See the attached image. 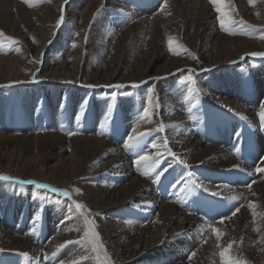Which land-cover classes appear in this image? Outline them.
Segmentation results:
<instances>
[{
	"label": "bare ground",
	"instance_id": "6f19581e",
	"mask_svg": "<svg viewBox=\"0 0 264 264\" xmlns=\"http://www.w3.org/2000/svg\"><path fill=\"white\" fill-rule=\"evenodd\" d=\"M55 1L56 4L50 2L42 8L29 10L19 0H0L3 8L12 7L18 12H23L26 19L37 16L41 21L55 22L62 14L70 25L75 26L80 22L78 25L80 35L74 38L79 42L78 47L67 56H80L81 59L68 63L66 58L61 65L52 67L49 75L48 72L41 73L44 77L42 82L52 83L48 93L51 103H59L58 94L61 91L59 81L71 80L79 85L74 91L76 104L74 107L78 114L80 98L85 88L90 85L134 84L151 81L156 77L172 78L187 67H193L204 74L210 73L211 76L194 94L193 97L198 99L197 103H193L194 98L181 101L183 95L169 96L166 93H159L162 103L155 117V125L160 126L163 121L166 129L159 133L158 142H155V145L150 144V147L151 150L154 149L156 155L164 154L166 158L161 157L162 165L169 171L154 182L150 179L152 172L150 170L143 172L141 167L132 166L133 161L130 160L132 153L128 149L126 156L124 151L127 147L123 143L113 141L114 137L110 135H106L105 139L95 133L66 137L62 133H57L56 129L46 133L25 134L26 129L23 127L15 128L16 117L10 115L9 122L15 121L12 127L16 132L12 134L5 127L9 133L0 134V171L5 170L11 177L16 176L38 183L54 180L53 182L63 189L70 187V183L66 182L73 181L76 182L75 185L82 187L85 193L82 198L77 195L81 202L78 199L69 204L68 209L71 206L72 212L68 209H51L43 217L42 209L46 204L33 197L31 189H36V186H29L28 192L18 195L13 182L0 181V264H94L95 249L92 248L91 251L82 241L86 231L94 237L100 254L113 264H224L221 253L226 249L229 258L238 261V264H264V175L257 172L256 168L244 167L243 157L236 152V149L240 150L245 146L244 143L239 146L240 142H244L242 139L245 140V136H249L255 145V152L251 157L264 153V124L261 123L259 115L261 106H264V66H259L255 71L253 69L250 78L253 82L251 88L245 86L250 80H239L240 73L236 68L243 58L253 53H260L261 55L256 56L264 60V37L255 40L230 37L222 33L220 18L206 0H168L160 13L155 14L154 21L151 22L142 16L123 29H109L105 34L102 33L105 46L107 44L112 48L110 58L117 54L120 59L119 52L125 53L126 46L128 51L134 46L132 39L147 37L148 34L144 32L150 30L157 35V39L154 43L156 46L147 50V58L142 60L138 58L136 61L135 58L132 59L135 61L134 65L125 74H122L125 64H112V60L104 61L103 67L82 79L84 74L93 69L92 65L85 67L87 60L83 54L85 50H95V47L100 51L104 50L95 43L89 47L85 37L93 14L105 0H100L99 4L95 2L89 4L86 13L91 6L95 8L93 12L89 11L91 16L84 27H81V18L77 17L76 12L68 8L73 0H66L65 3L62 0ZM177 1L196 6V12L202 17V21L198 20V25L195 21L186 24L184 31H190V34L196 37H207L210 48L203 47L200 50L195 49L196 51L187 49L182 44L180 34L176 36L170 34L171 31L175 32L172 21L176 15ZM250 4H252L250 0H231L229 3L231 10H235L241 18L264 24V0H255L253 8H250ZM143 26L146 28L141 29ZM53 30L55 27L45 35L46 42L39 47L42 68L38 66L33 71L51 68V64L59 60L56 54L49 53L57 43L58 34L53 35ZM22 37L27 38L28 35L22 33ZM94 37L89 35V38L96 39ZM112 38H115L113 43ZM170 41L173 42L170 44ZM160 42L163 47H160ZM58 50L65 52L66 47ZM145 59L147 61H144ZM20 64L17 56L0 55V72L2 69L15 70ZM73 70H76L75 73L69 72ZM61 71L65 72L66 76L56 78L54 74ZM32 73L22 78L20 75L16 77L10 73H2L0 85L28 80ZM30 90L36 92L37 98V95H40L41 84H32ZM32 101L33 98L28 103L29 110L33 108ZM136 101H133V104H137ZM124 109H128V104ZM100 110L103 111V107L95 104L93 117ZM138 110H141L140 106ZM137 115L141 116V113L135 112L131 115V122L124 123V131L129 130V125L135 122ZM49 118L50 121L56 119L51 116ZM195 119L199 120L197 132L200 135L192 129ZM23 120L26 121L25 118ZM243 120L246 121V128L241 131L239 123ZM93 121V118H90L87 125L80 122L76 126L82 125L84 130L88 128L93 130L99 127V123ZM55 126L52 124L50 127L53 129ZM1 127L3 126H0V132ZM149 128L141 127L136 132ZM236 129L237 132L233 135L232 132ZM154 134L140 135L142 148H145L146 142L149 144ZM50 152L51 159L43 163L42 159ZM181 160L184 164L180 163ZM51 161L54 162L49 163ZM181 165H187L192 169L194 166H200L215 172L208 178L204 175L199 177L194 171V176L200 180L196 183L193 179L185 178V170H181ZM235 167L241 170L234 171ZM105 170L114 173L112 176L114 180L109 175L106 177L102 175ZM223 179H227V183L216 186L217 190L214 193H219V197L232 204L233 209L227 214L219 213L217 217L206 219L201 214L202 211L196 210L191 203L180 200L177 203L163 202L161 198L165 192L164 181H167V184L178 182V185L192 182V185L197 187H190L188 193L184 194L190 196L193 193L199 194L200 199L189 196L188 201L209 200L211 195L207 193H212L213 184ZM157 184L162 186L157 187ZM74 202L84 205V209L86 206L90 207L93 215H101L103 221L102 219L94 221L92 213L89 215L83 209L88 219L92 221L89 232L85 218L78 214ZM236 208H239V211L228 216ZM38 211L39 220L34 219ZM243 222L246 228L240 234L239 229ZM215 229L220 231L219 238ZM67 241L80 243L66 244ZM4 251L5 253L1 254Z\"/></svg>",
	"mask_w": 264,
	"mask_h": 264
},
{
	"label": "rangeland",
	"instance_id": "374dc122",
	"mask_svg": "<svg viewBox=\"0 0 264 264\" xmlns=\"http://www.w3.org/2000/svg\"><path fill=\"white\" fill-rule=\"evenodd\" d=\"M19 1L23 2L29 10L42 8L45 5H47V3L50 2H52L53 4L57 3V1L55 0H27V2L26 0H19ZM62 1L63 3L66 2V0H62ZM206 1L213 8V11L217 12L216 5L213 3V0H206ZM230 1L231 0H224L225 11L228 14V17H230L231 22L227 25V30L220 27L222 33L230 37H243V38L255 39V40L259 38H263L264 24L254 23L253 21H246V19L241 18L235 10L233 9L231 10V6L229 5ZM92 2L99 4L100 0H73L72 3L69 4V7L67 6L69 9L76 12V15L79 19L81 18V23H82L81 27H84L88 24V21L91 16L89 11L93 12L95 6H91L87 13H86V9L88 8L89 4ZM176 4H177V11H176V15H174V20L172 21V23L174 24L173 28L175 29V32L171 31L170 29L171 31L170 34L175 36L180 34L179 37H181V41H183L182 44L185 47H187V49L196 51L195 49L200 50L203 47L210 48L209 46L210 44L208 43L209 40L207 39V37H203V38H200L198 36L196 37V35L190 34V31L187 32L184 31V26L186 24H190L192 21H195V23H197L198 25V20L200 22L202 21V17L199 16V14L196 12V6L191 5L192 3H186V5L184 3L181 4L180 1H177ZM164 6H165L164 0H105L103 5H101V7L97 9L99 11L97 12L96 10L95 13L93 14L90 23L91 25H89L88 32L85 37V39H87V42L89 43V47L92 46L93 43H95L96 45H100L101 48H104V50L100 51L98 47H95V50H91V49L85 50V52L83 53L85 55V58H87L85 62L86 64L85 67H90V65H92L93 69L89 73L84 74L83 76L81 75L83 77L82 79L87 78L84 76L94 74L96 70L99 69L101 66L103 67L104 61L107 62L112 60L113 61L112 64L114 63L125 64L124 67L125 70L122 71L123 72L122 74H125L129 70H131L130 67L134 65V62L138 58L141 60L142 58L145 57L147 58L148 56L146 54L147 50L156 46V44L154 43L155 40L157 39V35H154L150 30L147 31V33L144 32L145 34H148L147 37L140 36L136 39H132L131 42L132 44L135 43L134 46L130 47L131 49L129 51H128V47L126 46L125 53H123V51L119 52L120 59L117 54H114L110 58L112 53L111 52L112 48L107 44L105 46L104 43L105 41H103L104 38L102 37V33L105 34V32L108 31L109 29H116V30L123 29L131 25L133 22L137 21V19H139L142 16H144L145 19L152 22L154 21L153 17L155 16V14L160 13L161 9ZM250 8H253V3L250 4ZM164 10L165 9H163V11ZM56 12L57 10H55L54 14H56ZM217 14L219 18H221V14L218 12ZM24 17L25 16L23 12H18V10H15L12 7L3 8L0 4V33H2V35H0V55L17 56L21 61L19 68L17 69L15 68V70L12 71L2 69V72H0V74L10 73V75H16V77H19L20 75V77L22 78L23 76L30 75L33 72L30 79H28L29 81L27 79H24L25 81L22 82L17 81V82H11L0 85V126H3L1 127L0 134L8 132L5 127H7L10 133L15 134L16 129L12 127L15 121L14 123H12L9 122L8 120V115L11 113H13L11 115H14V117H16L17 124L16 123L14 124L15 128L23 127V129H26V131L24 132L25 134L46 133L56 129L55 131L57 133L58 132L60 134L62 133V135L66 137H73L81 134L88 135V133L89 134L95 133L103 139H105V137L110 135L114 137L112 139L114 141L117 139V137H119V133H120V137L119 139H117V141L120 142L121 144L123 143V145L127 147V149L124 151L126 156H127L126 153H128V149L132 153L130 156V160L132 159L131 161H133L132 166L141 167V170L143 172L150 170V172H152L150 179L153 182L155 179L162 177V175H165L164 166L162 165L163 162L161 161L162 159L161 157H163L164 154H162L161 156L159 154L156 155L154 149L151 150L150 147V144L155 145L156 144L155 142H158L157 139L159 133L166 129V125H164L163 121L161 122L162 125L160 126L155 125L156 123L155 117L156 114L158 113V110L161 108V103H162L159 93H166L169 96L177 95V94H179V96L183 95L181 96L182 97L181 101L184 102L186 99L194 98L193 96L198 91L199 86L205 84L206 80L209 79V76H211V74L210 73L204 74L202 71H197L193 67H187L182 69L180 73L175 74L172 78L156 77L153 78L151 81L150 80L147 81L148 83L147 82L134 83V84L117 83L106 86L90 85L88 86L89 88L88 87L85 88V91L83 92L80 98V111L77 114L76 107H74V105H76L74 91L78 84L72 82L71 80L59 81V83L61 84V91L58 94L59 103L58 102L51 103L49 102L48 99V93L50 91V87L52 86V83L42 82V80H44L43 79L44 77L41 75V73L44 74L48 72L47 75H49L50 71L54 67L61 65L66 58L69 61L68 63H72L76 59L78 61L81 59L80 56L79 57L67 56L69 53H71L73 50H76L78 47L79 42L75 41L74 38L75 36L80 35L78 32V25L80 24V22H77V25L75 24V26H73L68 24L69 22L65 20L66 19L65 17V19L63 18L62 23H60L62 14L61 16L59 15L57 17L55 22L54 21L52 22V20H49L48 22H44L41 21L37 16H33L30 19L29 18L26 19ZM121 23L122 25L120 26ZM53 27H55V30H53L54 31L53 35H55V33L58 34L57 43L53 45L54 48H52V51L50 50L48 51H50L49 53L56 54V57H58L59 60L51 64L52 65L51 68L46 67L45 70H40L37 72L35 70L33 71V69L38 66L42 68L41 65L42 63H40L39 61V47L41 46V44L46 42L45 35H47L53 29ZM145 28L146 26H143L141 29H145ZM36 29L39 30L38 31L39 33L36 31ZM40 31L43 32L44 34H42ZM20 32L26 33L28 37L27 38L22 37V33L19 35ZM89 35H91L92 37L95 36L94 38L96 39L89 38ZM98 38L100 40H98ZM112 39H113L112 40L113 43L115 38ZM96 41H98V43ZM74 44L75 46H73ZM129 45H131V43ZM167 45H169V42ZM62 47H66L65 52H60V50H58L61 49ZM160 47H163L162 42H160ZM138 48L141 49L139 50ZM248 57L243 58L241 62H239V64L236 66L237 71L240 73V75L238 76L239 80L242 79L249 81L250 78L252 77L251 75L253 73V69L255 71L256 68H258L259 66L261 65L264 66V60H262L261 57L256 55H250ZM134 58L135 61L133 62L132 59ZM144 61H147V59H145ZM190 70H194V71H190ZM75 71L76 70L69 72L75 73ZM54 76H56L57 78V77H65L66 75L65 72L61 71L55 73ZM189 77H191V80L189 79ZM35 83L41 84L40 95L39 96L37 95V98H36V92L33 93V91L30 90V86ZM252 84L253 82L252 80H250L249 83L245 86L247 88H251ZM116 85H123V86L116 87ZM31 98H33L32 101L33 104H31L33 108L31 107V109L29 110L28 103L31 100ZM136 100L137 102H139V104H133V101ZM192 100L193 103L198 102V99L194 98ZM129 103H132L134 106ZM95 104H99L100 107H103V111L100 110V112H97L98 114L93 117L94 115L93 107ZM126 104H128L127 110L124 109V106ZM130 106L132 107L129 108ZM138 106L141 107V112L144 113V115H141V117L138 120H136L137 119L136 117L135 122L129 125V130L124 131L123 125L125 123L124 121L126 120V117H127L126 122L128 123L131 122V118H132L131 115L135 113L134 109H138ZM145 109H147V114L145 113ZM128 110H130V112ZM1 113L3 114V116L1 115ZM50 116L56 118L55 120H53L54 122L50 121L49 118ZM24 118L26 121L23 120ZM90 118H93L94 123L95 122L99 123V127H95V129L93 130L92 129L89 130L90 128L84 130L82 125L76 126V124L80 122H82V124L84 125H87L89 123ZM22 122H24L25 125ZM193 122L195 125L192 126V129L197 132V127L200 126L199 120L195 119ZM242 122H244V127L242 126L241 131L245 130L246 128L245 126L246 121L243 120ZM52 124L56 125L53 129L50 127L52 126ZM121 124H122V131L124 132H122L120 129ZM151 126L154 127L152 128ZM141 127H150V128L145 131L140 130L136 132L138 129H141ZM117 131L119 133H116ZM167 131H169V129H167ZM149 132L151 134L155 133L154 138L150 139L149 144L146 142V144L144 145L145 148H142V137H140V135L142 134L147 135ZM197 134L200 135L198 132ZM129 136L132 137L131 140L128 139ZM203 140H205V138ZM236 141L238 140L236 139ZM207 143L213 144L210 142ZM51 153L52 152L48 153L49 155L48 154L45 155L44 157L45 159H42L43 163H46V161L48 162L51 159L52 157L50 156ZM144 156L150 158L148 160L141 159V157ZM260 157H259L260 161L256 164L257 169L264 168V153L261 154ZM54 161H51L49 163H53ZM181 166L185 168V178L189 180L193 179L196 183H199L200 180L197 179L196 175L194 176L195 174L194 171H196V173H199L200 176L204 175L208 178L211 175V170H207L204 167L194 166L192 169V167H188L187 165H181ZM154 168L156 169L154 170ZM238 169L241 170L240 168L237 167H235V169L233 170L235 171ZM224 173L225 172H223V174ZM260 173L264 175V172H260ZM102 175L103 176L105 175L104 177L109 175V177L113 179L112 176L114 175V173H111L108 170L104 172V174ZM0 176L11 177V174L7 173L4 170V171H0ZM14 177L12 178L17 180L19 179V177L16 176ZM148 177L150 176L148 175ZM17 180H14L13 182L14 185H16V189H15L16 193L20 195L28 192L27 187L29 186L27 185V183H20V181H23V179H20L19 182H17ZM0 181L3 183L9 182L8 180H0ZM53 181L45 182L50 187L41 188L40 190L38 188H36L37 190L31 189L33 192V197L41 202L44 201L43 203L46 204V206H44L46 209L44 210V207L42 209L43 217L45 216L47 211L51 209L52 210L68 209L69 204H72L71 202L73 200L78 201L79 197H77V195L82 198L83 194L85 193L82 187L75 185L76 182L74 183L73 181H68L66 183H70V187L65 188V190L69 191L72 194V197L68 198L65 196H60L58 194H55V192L51 190L52 186L53 188H60V189L63 188L59 186V184L54 183ZM189 183L190 182H188V184L186 185L181 184L182 186L179 185V187L176 186L175 188L177 190L173 189V186H175L174 184H170L167 188L169 197L165 200V202L177 203L178 200L184 199L185 196L183 195L184 193H188L187 190H190V187H197L196 185H192ZM213 185L214 186L212 193H214V191L217 190L216 186L221 184L214 183ZM214 188L216 189L214 190ZM77 189H79L80 191H77ZM207 194L211 195L210 192H208ZM194 195L195 194L193 193L192 196L190 195L189 196L192 198L200 199V197H198L199 194H197V197H194ZM219 195L218 196L211 195L209 198L215 199L217 203L224 201L221 204L223 207L224 203L227 202V200L225 198L219 197ZM221 198L223 199V201H219L221 200ZM79 201L81 202L80 199ZM203 201H208V199H204ZM84 210L89 215L92 213L90 207L88 206H86ZM220 212H224V209L221 208ZM205 214L207 215L209 214V212H206ZM57 215H59V213H57ZM228 216H232V214ZM92 217L94 221H98V220L100 221L101 219L103 221L104 219L103 217H101V215L97 216L95 214L93 215V213H92ZM100 224L101 223H99V225ZM245 228L246 225L243 222L239 229L240 234L244 232ZM205 240L206 239H204V241ZM82 241L85 244H87V246L89 247V249H91V251L92 248L95 249L96 254L94 255V264H113L111 260L109 262L106 258H104V256H102V254H100L97 246V242L94 240V237H92L90 234H88L87 238H85L84 236ZM4 253L5 251L1 254Z\"/></svg>",
	"mask_w": 264,
	"mask_h": 264
},
{
	"label": "snow or ice",
	"instance_id": "6c2138e0",
	"mask_svg": "<svg viewBox=\"0 0 264 264\" xmlns=\"http://www.w3.org/2000/svg\"><path fill=\"white\" fill-rule=\"evenodd\" d=\"M26 2H27V0H26ZM250 2L254 3L255 0H250ZM164 3L166 5L167 0H164ZM213 3L216 5V11L221 14V18H220V25H221V27L224 28L225 30H227V25L231 21H230V17H228V14L225 11L224 0H213ZM62 21H63V17H61L60 23H62ZM0 35H2V33H0ZM172 42L173 41H170V44ZM73 46H75V44ZM252 55H261V54L260 53H253ZM190 71H194V70H190ZM189 79L191 80V77H189ZM122 86L123 85H116V87H122ZM145 113L147 114V109H145ZM259 115H260L261 123L264 124V106H261V111H260ZM148 134L150 135V133H148ZM128 139L131 140L132 137L129 136ZM173 155H175V153H173ZM141 159L148 160L149 157L144 156V157H141ZM137 163H139V162H137ZM180 163L181 164H184V161L181 160ZM258 171L264 172V168H260V169H258ZM11 179H12V177H9V176H0V180H11ZM20 183H33V182H30V181H20ZM36 187H38V188H47V187H50V186L49 185H44V184L37 183L36 184ZM249 187H251V185H249ZM51 190L53 192H61L63 194V196L69 197V198L72 195L69 191L64 190V189L52 188ZM77 191H80V190L77 189ZM204 191H208V189H204ZM211 195L218 196L219 193H211ZM74 203H75V209L80 213V215L84 216L85 223H86V225H88V229H89V232H90L91 231V227H92V221L88 219L87 214L83 211L84 205H82L79 202H74ZM68 211L69 212H72L71 206L69 207ZM238 211H239V208H236L232 212V215H235ZM39 218H40V212L38 211V213L36 214V216L34 217V219H39ZM215 232H216L217 237L219 238V235H220L219 229H215ZM93 235H95V233H93ZM87 237H88V232L85 233V238H87ZM73 243H80V241H67L66 242V244H73ZM24 255L27 256V253H25ZM193 255H195V253H193ZM221 255H222V257H224V264H238V261L231 260L229 258V256H228V250L227 249L224 252H222Z\"/></svg>",
	"mask_w": 264,
	"mask_h": 264
}]
</instances>
